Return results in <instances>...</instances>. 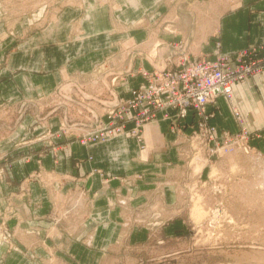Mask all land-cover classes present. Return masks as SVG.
<instances>
[{
	"label": "rangeland",
	"instance_id": "obj_1",
	"mask_svg": "<svg viewBox=\"0 0 264 264\" xmlns=\"http://www.w3.org/2000/svg\"><path fill=\"white\" fill-rule=\"evenodd\" d=\"M79 1L0 0V71L11 53L20 52L23 59L35 34L57 26L61 9L77 7ZM232 1L165 0L155 13L133 21L135 28L145 30L102 36L108 40L105 56L82 70L85 74L75 77L67 65L40 68L37 63L38 74L63 68L68 75L49 91L39 84L33 97L25 93L14 101L0 99V264H264V155L253 145L264 138V131L251 134L242 128L236 138L225 131L219 135L209 123L215 110H207V105L216 104L218 98L232 102L233 88L231 99L218 95L198 107L194 96L188 97L183 79L189 65L199 62L230 68L232 85L254 77L264 70V43L211 55L200 52L201 31H177L170 25L176 18L181 24L186 18L192 21L196 13L199 20L209 18L207 9L220 13ZM109 2L86 0L83 5L85 9ZM210 19L214 23L215 17ZM71 29L73 45L87 36L82 37L77 25ZM150 34L159 35L156 55H152L156 42L152 47L148 43V52L141 45ZM54 45H49L52 55L57 53ZM92 49L88 53L97 51ZM42 56V49H37L34 64ZM7 74L0 76L1 83L12 79V70ZM190 77L194 90L198 79ZM180 96L187 105L181 104ZM190 114L187 126L183 120ZM161 122L166 125L158 130L154 125ZM147 126L157 131L146 135ZM120 135L135 141L133 169L108 176L102 167H95L94 173L102 176L99 189L107 192L109 181L124 185L136 197H144L146 206L124 215L108 241L93 242L90 234L85 245L93 248L88 247L91 254H87L84 248L72 247L85 226L74 215L97 193L89 192L88 200L83 199L86 190L81 193L80 183H86L90 172H74L84 161L77 156V146L89 147ZM145 147L147 158L145 153L139 155ZM167 148L170 153L161 154ZM143 157L148 162H142ZM160 159L165 163L159 164ZM34 182L37 204L41 198L49 202L46 222L28 218L33 199L29 186ZM114 205L126 208L128 200L122 195L110 198V207ZM59 224L68 233L65 238Z\"/></svg>",
	"mask_w": 264,
	"mask_h": 264
},
{
	"label": "crops",
	"instance_id": "obj_2",
	"mask_svg": "<svg viewBox=\"0 0 264 264\" xmlns=\"http://www.w3.org/2000/svg\"><path fill=\"white\" fill-rule=\"evenodd\" d=\"M83 3L85 4L86 0L79 1V5H77V7H68L63 10L61 9L59 14L60 19L57 26H54L52 29L47 31L45 30L43 33H36L42 35V42H40L39 38H37L41 36H36L35 34L36 38H32L31 42L26 46L27 51L25 53L26 56L29 57L28 59H26V56L24 55L23 60L18 55L20 52L11 53L10 60L8 58L6 60L4 71H0V76L4 77V75L12 70V79L10 81L7 79V81H2V83L0 82L1 100L5 99L6 102H9L10 100H18L23 97L25 93L27 96L33 97L36 89H40L39 84H42V90L49 91L57 82L63 80L64 75H68L67 72L69 70H71L72 75L75 77H80L82 74H85L82 70H88V68L94 65L97 59L105 56L104 52L106 50L104 49V46L108 40L103 39L102 36H105V38L108 39L107 35H109L110 32L115 34L117 31H126L129 36L134 30L136 32H141L142 30H145V27L141 26V28H135L132 23L143 19V16L146 14L148 15L156 11L161 5H166L165 0H110L107 4L90 7L86 6L84 9ZM230 6V8L225 9L220 13L218 11V13L215 11L212 12L207 9L208 11H206L209 13V18H204L203 20H199L200 18H197V13L194 10V13H196L194 20L190 21L189 18H186V23L183 22V24H181L178 22L179 19L177 20L176 18V21L173 20L170 25L177 31H201L199 34V42H201L200 52L203 51L210 54L212 52L214 54L219 52L230 53L249 47L253 44L264 43V0H234ZM170 13H174V10H171ZM188 14L190 13H187V15ZM212 16L215 17L214 23L210 19ZM146 21H148L147 18ZM186 24L187 26H185ZM75 25L79 26L82 30V37L87 36L84 37L85 39L79 38L80 42L76 41L73 45L71 42L73 37L71 28ZM212 31L213 33H211ZM162 34L163 33H160L159 35L161 36ZM159 35L154 38L155 36L152 37L150 34L147 42L141 44L143 47L145 46L143 50H146L148 43L149 47H152L156 42L155 53L152 52V55H156L160 42ZM205 37L208 41H204ZM52 44H56L54 45V48H56L54 51H57V53L54 55H52L53 48H49V45ZM192 44L193 42L189 44V48L192 47ZM101 48H103V50L100 51ZM37 49H42L43 56L42 58L39 57V62L34 64L35 58L33 57ZM90 49L97 51L88 53ZM146 51L148 52V50ZM190 52L191 51L188 49V53ZM161 53L162 51L159 52L160 55ZM31 58L33 59L30 60ZM99 61H101V59ZM69 62L72 63L68 64ZM37 63L40 68L43 66L45 67V65L56 66V68L67 65L70 69H63L65 68V66H63V68L58 71L54 68L56 71H54V69L53 71L52 69L50 71L44 70L41 71L42 74H38L34 68ZM11 64L16 66L11 69ZM20 68H22L25 72L23 73ZM17 70L20 71L16 72L17 74H13V71ZM17 77L18 79H21L17 80ZM231 101L232 102L229 103L224 98H218L216 100V104L218 106L215 103L207 105V110H213V108L215 110V115L209 119V123L216 126V130L219 135H222L221 132L225 131L235 133V136H238L239 133L242 134V128L249 131L251 134L258 131H264V70L259 72L254 77L234 84L233 99ZM216 106L218 108H216ZM190 119L191 114L183 120V123L187 126L190 125ZM161 124L163 127L166 125L161 122L160 124L156 123L154 126L159 130ZM155 127L147 126L144 133L147 135L150 132L157 131ZM169 142L170 139L167 142L168 147ZM134 143L135 141L133 138L120 135L105 142L95 143L92 145L90 144L89 147H84V145L77 146V156L83 158L82 160L84 161L80 163V170L75 167L76 170L74 169V172L77 175H83V171L90 172L88 178L89 181L86 179V183L84 185L80 183V185H82L81 193L84 190L87 191H85L83 199L88 200L89 192H95L97 194L95 196L93 195L94 193H92L89 199L91 201L86 204L88 207L74 215V217H76V219L85 226L79 235L75 237V241L77 242H75L72 247H75L76 245V248H84L87 250V254H91V250L89 248L93 247L85 245V240L90 234L94 235L93 242L95 239H97V243L98 239H103L106 242L112 238L111 235L117 231L118 223L122 220V218H124V215H130L132 212L136 211L134 209L137 206H146V204H144V197H136L134 193L130 192V189L124 185L117 187L118 185L115 182L109 184V181L108 187L106 188L107 192L103 189H99L102 187V176L98 173H94L95 167H102L105 170V173L109 174L108 176L116 174L117 171H120V173H123L124 171L126 173L132 170L133 168H131V166L133 165V162L130 159ZM253 145H256L257 148L254 149L257 152L264 155L263 137L259 140H254ZM182 147L184 148V152H186L188 147L184 145ZM147 149L148 148L145 147L139 155L145 153V157L147 158ZM169 150L170 149L167 148V150L161 151V154L165 152L168 155L171 151ZM89 155H92V158L88 159L87 157ZM183 155L184 153L178 154L180 157ZM145 157L141 158V160L146 163L148 162V159ZM68 159L69 158L67 157L66 162ZM162 163L165 162L160 159L159 164ZM66 169L68 170V165ZM145 169H147V167H145ZM158 171L159 170H157V173ZM159 173H163V169H161ZM36 184L37 183L34 182L29 186V188L33 186V189L31 188V196H29L33 199H30L28 203V218L33 216L35 221L37 218H43L44 221L49 220V215H45L48 213L49 202H47V199L43 200L41 198V200H39L40 204H37ZM161 190H164L163 187ZM121 195L127 198L128 209L127 207L125 208L119 205L110 207V198L115 199L119 196L121 197ZM162 195H165L164 192ZM156 198H158V196H156ZM170 207L172 208L173 205ZM59 226H61V231L64 232L61 236H64L65 238L68 233L62 229L61 224H59ZM67 230L68 228H66V231ZM33 233L35 235V232ZM63 242L64 241L62 240L60 243L63 244Z\"/></svg>",
	"mask_w": 264,
	"mask_h": 264
},
{
	"label": "built area",
	"instance_id": "obj_3",
	"mask_svg": "<svg viewBox=\"0 0 264 264\" xmlns=\"http://www.w3.org/2000/svg\"><path fill=\"white\" fill-rule=\"evenodd\" d=\"M242 56V55H241ZM193 63L190 64L187 70L184 72L183 79L185 81L184 86L187 89L188 97L194 96V103L196 106L205 104L210 99L215 98L218 95H223L227 98L230 96L232 87L231 74L232 70H226L221 68H211L209 63L201 64ZM191 75H194L198 79V85L196 89H192L189 86L188 81L191 79ZM239 78V77H238ZM237 78V79H238ZM181 104L187 105L184 97L180 96ZM213 137H215L213 135ZM223 137V136H222ZM230 136H226V138ZM237 136H235L236 138ZM234 138V139H235ZM228 141V140H227ZM227 143V142H226Z\"/></svg>",
	"mask_w": 264,
	"mask_h": 264
},
{
	"label": "bare ground",
	"instance_id": "obj_4",
	"mask_svg": "<svg viewBox=\"0 0 264 264\" xmlns=\"http://www.w3.org/2000/svg\"><path fill=\"white\" fill-rule=\"evenodd\" d=\"M232 88H233V85H232V87H231V91H230V93H231V94H230V96H231V97H229V99H231V98H232ZM225 98H227V97H225ZM112 135H114V134H112ZM109 137H110V136H109ZM109 137H105V138H107V139H108Z\"/></svg>",
	"mask_w": 264,
	"mask_h": 264
}]
</instances>
